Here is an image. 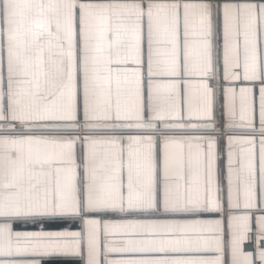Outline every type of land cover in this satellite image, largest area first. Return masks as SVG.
<instances>
[{
	"label": "snow or ice",
	"instance_id": "obj_1",
	"mask_svg": "<svg viewBox=\"0 0 264 264\" xmlns=\"http://www.w3.org/2000/svg\"><path fill=\"white\" fill-rule=\"evenodd\" d=\"M0 264H264V0H0Z\"/></svg>",
	"mask_w": 264,
	"mask_h": 264
}]
</instances>
